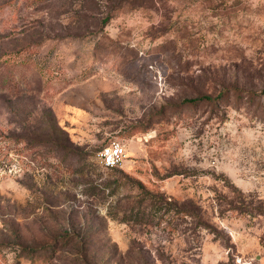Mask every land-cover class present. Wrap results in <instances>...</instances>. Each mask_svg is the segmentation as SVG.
Listing matches in <instances>:
<instances>
[{
  "label": "rangeland",
  "instance_id": "374dc122",
  "mask_svg": "<svg viewBox=\"0 0 264 264\" xmlns=\"http://www.w3.org/2000/svg\"><path fill=\"white\" fill-rule=\"evenodd\" d=\"M0 264H264V0H0Z\"/></svg>",
  "mask_w": 264,
  "mask_h": 264
},
{
  "label": "built area",
  "instance_id": "2783aa9c",
  "mask_svg": "<svg viewBox=\"0 0 264 264\" xmlns=\"http://www.w3.org/2000/svg\"><path fill=\"white\" fill-rule=\"evenodd\" d=\"M125 145L123 141H112L101 147L97 153L100 164L106 169L118 167L124 158Z\"/></svg>",
  "mask_w": 264,
  "mask_h": 264
},
{
  "label": "trees",
  "instance_id": "16d2710c",
  "mask_svg": "<svg viewBox=\"0 0 264 264\" xmlns=\"http://www.w3.org/2000/svg\"><path fill=\"white\" fill-rule=\"evenodd\" d=\"M201 100L211 101L212 99L209 96H204V97H200V98H196V99H190V100H188L186 102H188V103H197V102H199ZM106 145H108V144H106ZM106 145H104V146H106Z\"/></svg>",
  "mask_w": 264,
  "mask_h": 264
}]
</instances>
